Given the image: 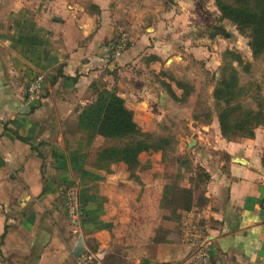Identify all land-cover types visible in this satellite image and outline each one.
I'll return each instance as SVG.
<instances>
[{"label":"crops","instance_id":"0c3cea01","mask_svg":"<svg viewBox=\"0 0 264 264\" xmlns=\"http://www.w3.org/2000/svg\"><path fill=\"white\" fill-rule=\"evenodd\" d=\"M63 2L0 0V264H78L86 253L90 264H190L192 247L161 206L169 158L141 151L129 170L101 158L108 138L91 136L80 123L108 90L122 98L139 129L155 128L167 97L160 73L183 41L180 10L95 0L90 12ZM122 17L136 21L124 24ZM120 29L130 43L112 62ZM36 74L43 76L41 92L28 102L23 88ZM255 138L219 135L221 169H209L199 153L210 176L205 201L188 212L211 238L208 264H264V165L246 144ZM66 186L80 202L75 218L65 206Z\"/></svg>","mask_w":264,"mask_h":264},{"label":"rangeland","instance_id":"374dc122","mask_svg":"<svg viewBox=\"0 0 264 264\" xmlns=\"http://www.w3.org/2000/svg\"><path fill=\"white\" fill-rule=\"evenodd\" d=\"M172 1L119 0V3L130 10L173 7L180 10L177 27L184 28L183 41L175 51L166 55L168 65L160 73L168 81H163L167 92L164 112L160 118H154L158 120L155 128L148 131L154 137L167 141L161 154L162 159L170 160L165 177L171 190L167 191L165 199L174 206L187 205L182 201L184 192L191 197L192 203L205 201L203 193L210 175L205 163L199 159V153L207 155L211 163V166L208 164L209 169H221L219 163L225 159V154L217 147V139L222 136L217 117L219 112L232 109L228 115V133L224 138L231 141L250 139L243 137L234 127L243 116L242 111L264 109V52L253 54L250 30L239 29L224 17L215 0H193V6L184 0H179L180 4L174 6ZM57 2L61 3V0ZM63 3L71 7L81 6L90 12L96 7L95 0H64ZM45 6L47 9V4ZM119 19L124 24L136 21L135 17ZM152 22L153 18L149 17L146 23ZM212 27H221L223 32L210 36ZM120 30L129 38L128 32ZM150 57L156 58L154 55ZM207 125L208 130L202 128ZM200 131L205 136L202 137ZM253 133L255 141H246V144L253 145L262 157L264 126H255ZM123 143V140L108 139L105 144L121 146ZM156 152L159 151L149 153ZM191 209L190 206L188 210H176L174 215L170 213L179 222L181 239L184 222L193 221V213L188 212ZM198 222L202 225L200 219Z\"/></svg>","mask_w":264,"mask_h":264},{"label":"trees","instance_id":"16d2710c","mask_svg":"<svg viewBox=\"0 0 264 264\" xmlns=\"http://www.w3.org/2000/svg\"><path fill=\"white\" fill-rule=\"evenodd\" d=\"M215 3L224 17H227L237 28L250 30L253 54L264 52V0H215ZM231 110L230 108L225 109L217 115L223 137L228 133V115L232 113ZM242 112L243 116L236 122L234 128L243 137L253 138L254 127L264 126V109L259 107L257 110L248 109ZM80 123L91 136L98 134L108 139L123 140L124 143L121 146L105 147L100 150L99 154L106 160L126 163L129 170L136 169L138 155L141 151H163L167 145L164 138L154 137L150 132L138 128L132 114L124 108L122 98L115 91L102 90L99 92L89 107L81 113ZM261 162L264 165V154ZM170 190V184L167 182V191ZM184 195L182 201H185L184 204L187 205L173 206L163 198L161 206L174 215L176 210H188L190 206L201 204L192 203L187 192H184ZM176 228L179 229V222Z\"/></svg>","mask_w":264,"mask_h":264},{"label":"built area","instance_id":"2783aa9c","mask_svg":"<svg viewBox=\"0 0 264 264\" xmlns=\"http://www.w3.org/2000/svg\"><path fill=\"white\" fill-rule=\"evenodd\" d=\"M129 44V38L123 32L114 40L110 47L109 60L116 61L124 49ZM43 76L36 74L30 78L24 85L25 99L30 102L39 98L42 88ZM63 195L65 199V206L68 214L75 218L80 212V202L77 192L73 186H66L63 188ZM181 237L183 241L192 247L190 255V264H208L210 258V244L211 238L198 221H185L181 230ZM93 260L91 253H86L78 257V264H90Z\"/></svg>","mask_w":264,"mask_h":264},{"label":"water","instance_id":"95a60500","mask_svg":"<svg viewBox=\"0 0 264 264\" xmlns=\"http://www.w3.org/2000/svg\"><path fill=\"white\" fill-rule=\"evenodd\" d=\"M219 32H223V28H221V27H212V30H211L209 35L213 36L215 34H218Z\"/></svg>","mask_w":264,"mask_h":264}]
</instances>
